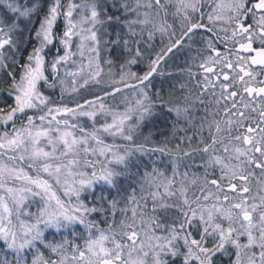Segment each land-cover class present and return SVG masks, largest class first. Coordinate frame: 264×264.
<instances>
[{
	"label": "snow or ice",
	"instance_id": "6c2138e0",
	"mask_svg": "<svg viewBox=\"0 0 264 264\" xmlns=\"http://www.w3.org/2000/svg\"><path fill=\"white\" fill-rule=\"evenodd\" d=\"M114 25L119 27L115 39L104 40ZM201 29L211 35L202 37L210 54L200 67L216 77H204V91L219 88V93L210 102L215 110L206 106L205 116L194 124L190 96L165 99L150 89L154 75H163L162 62L193 42ZM157 32L168 37L167 43L161 40L142 75L132 72L143 59L142 44L153 47ZM214 38L231 43L227 53L219 51ZM102 44L127 54L119 80H111L112 91L104 90V96L122 92V85L136 93L134 103L120 112L97 95L82 97L75 107L50 106L41 86L54 89L58 81L63 98L68 89L60 69L75 63L77 53H88L89 71L84 76L81 64L65 73L73 77L71 91L79 92L77 76L83 80L80 87L101 84ZM52 48L56 54L48 60ZM104 63L111 73L113 61ZM0 93L13 101L0 106V264H224L225 258L227 264H264V0H0ZM202 97L203 92L196 98L200 104ZM29 110L42 114L34 117ZM165 112L176 115L170 134L177 142L170 147L165 136L162 146L149 147L152 133L144 130ZM78 117L89 118L91 128ZM181 120L191 127H180ZM105 137L130 143H107ZM184 142L188 147H181ZM151 152L176 157L172 178L154 167L144 173L148 187L140 185V198L135 189L125 196L122 180L135 175L138 154ZM195 153L207 158L201 165L202 195L190 200L184 181L177 188L175 177L180 160ZM188 175L183 173L185 179ZM198 179L193 174L190 183ZM97 184L104 186L99 194L93 191ZM30 197L41 201L35 213L24 210ZM148 197L153 212L174 210L171 224L146 217ZM165 197L177 200L169 204ZM94 214L100 219L90 218ZM81 225L86 238L76 232ZM158 228L165 234L157 235ZM65 232L84 238L83 246Z\"/></svg>",
	"mask_w": 264,
	"mask_h": 264
},
{
	"label": "trees",
	"instance_id": "16d2710c",
	"mask_svg": "<svg viewBox=\"0 0 264 264\" xmlns=\"http://www.w3.org/2000/svg\"><path fill=\"white\" fill-rule=\"evenodd\" d=\"M205 12L210 11L208 7H205ZM173 17L169 15L168 17V23H173ZM159 22V21H158ZM205 23H208L207 20H205ZM177 35L179 34L180 29V20L178 18L175 19V25H174ZM119 30L118 26H112L107 29L108 33L110 35L103 36L104 40L109 39H115V33ZM171 31V29H170ZM210 33H207L204 29H201L198 31V34L196 37H194L193 42L186 43L182 48L179 50L174 49L173 53H170L169 56L166 58L164 62L161 64V71L163 72V75L155 74L152 78L153 87L150 89V92H156L160 91L161 94L165 97V99L169 98L171 95L172 98L182 101L185 96H190L193 103V107L191 109L192 116L194 119V124H199L200 118L205 116V107H209L212 111L215 110L214 103H210L213 101V93L216 94L219 93V88L216 89H209L208 91H204V77L206 75L209 76L210 79L213 81L216 80L215 76H211L210 74H207L204 72V70L200 67V64L203 63L207 56L210 54L207 51V45L203 42L202 37L210 36ZM220 36H223V33L221 32L219 34ZM146 36V33H145ZM161 40H163L164 43H167L168 37L163 36L161 37V34L159 32L156 33L154 40L151 42L153 47L149 48L146 45L141 46L142 52L144 53L143 59L140 63L136 65L131 66V71L136 72L140 75L143 74V70H146L147 63L150 57H154V54L156 51H158L163 44L161 43ZM214 43L216 44L219 51L223 53H227L228 49L231 48L230 42L221 43L219 40H216L214 38ZM113 46L108 45L107 48L104 47V45H101L102 55H103V61L106 59H111L113 61V65L111 70L116 74L117 78H119L120 75V64L123 63L124 58L126 57V53L124 55H119L118 50H112ZM29 51L31 48L29 47ZM51 53V54H50ZM56 54V49L52 48L50 52L47 54V59L49 60V56L52 58L53 55ZM104 66L109 69V66L104 63ZM219 69L217 68V71ZM222 79V77H221ZM58 83V81H57ZM110 88V89H109ZM61 88H59V85L57 84V87L52 89L48 88L46 86H41V91L44 95L48 96L52 100V105L50 106H63L64 104H67L69 107H75V101H82V97L86 99H94L95 96L99 95L103 98H106L104 96V90H112L111 86L101 82V84L97 85L94 82L89 83L86 87H79V92L77 93H69L65 94L63 93V98H61ZM124 91H132L130 89H124ZM203 92V100L204 104H200L199 101L196 99L200 94ZM4 101H7V103L11 104L13 101L10 97H8L7 93H0V106H3ZM108 101V100H107ZM29 115H33L34 117H38L42 113L38 110H29ZM59 118V117H58ZM99 119L102 121V117H99ZM133 119H135V116H133ZM208 119H212V116L209 115ZM176 120L175 113H158L152 120V122L148 125L147 128H145V133L148 131H151L152 133V139L154 141V144L149 145V147L153 146H162L164 137L168 136L170 140V147H173L175 143L177 142L175 139H172L170 131L172 129V124ZM37 124H39V120L37 119L35 121ZM26 123V120H25ZM80 124L91 128V123L88 122L87 119L83 118L79 121ZM19 126V122L17 124ZM180 127H191L183 120L180 121ZM11 131V128L8 129ZM3 132V127L0 126V133ZM189 135H192L193 132L189 131ZM179 135H184L183 132L179 133ZM203 135L207 136V128L204 129ZM107 143H115L117 145L125 144L128 145L130 142L122 140L120 137H116L115 140H113L112 137H105ZM142 140V137H140L137 142H140ZM199 140V136L196 137V139L193 140V146L196 145V143ZM181 147H188L187 142H184ZM140 155V163L137 167L132 168V172L135 173V175L129 176L126 180H122V184L124 187V195L128 196L132 194L133 189H135L136 195L140 194V185L144 182V173L145 172H151L152 169L155 167L159 169L161 172L164 173L165 177H172V163L171 161L176 159L174 156H169L167 153H160V152H151L148 154H138ZM206 156H202L200 153H195L191 158L184 157L180 160L179 163V169L180 171L185 172H202L204 173V167L203 165L204 161L206 160ZM190 166H193L192 169H190ZM202 168V169H201ZM215 174L219 175V170H215ZM258 174V173H257ZM209 178H212V171H209ZM198 187H202L198 184ZM104 188L103 184H97L96 187L93 189V191L96 194H99V192ZM155 187L153 186L151 190H153ZM202 193L199 192L196 197L201 196ZM195 197V196H194ZM68 199V198H66ZM91 199V197H89ZM190 200L192 198H189ZM177 199L174 197L166 198L167 203L172 204L176 202ZM152 205L153 201L150 197L147 199V211H146V217L147 216H155L157 218V223H166L171 224L174 219V210L169 209L167 211L157 207L156 211H152ZM124 203L122 202L119 207H124ZM130 215V213H129ZM90 218H96L100 219V217L95 216ZM122 218L120 214L118 213L117 219L119 220ZM101 227H106L105 225L101 224ZM76 232L83 233V237H87V232L84 230L83 226H78L76 228ZM48 236L51 239L52 238V231H48ZM157 235H162L164 233V229L158 228L156 229ZM63 235L67 236L69 241H75V243L80 244L83 246L84 244V238H82L80 235L72 236L69 233L65 232ZM57 239L60 238L59 234L56 236ZM224 264H227V259H224Z\"/></svg>",
	"mask_w": 264,
	"mask_h": 264
},
{
	"label": "rangeland",
	"instance_id": "374dc122",
	"mask_svg": "<svg viewBox=\"0 0 264 264\" xmlns=\"http://www.w3.org/2000/svg\"><path fill=\"white\" fill-rule=\"evenodd\" d=\"M211 3H212V0H207V4H211ZM73 51H76L75 47H73ZM61 54H63V51H61ZM100 57H101V67L103 68L102 82L110 85L111 80L113 78L116 79L117 76L112 70H111V73H109V69L104 66V62L102 63V61H103L102 50H100ZM49 60H51L50 56H49ZM73 60L75 61V63H72V61H69L68 64H66L64 67H61V69H60V77L65 80V85H63V87L68 89V91L64 92L65 94H69L72 92L71 88H72V80H73V77L65 75L66 72L77 71L79 69V67L81 66V64H83L85 66V72L83 74L84 76H86L88 71H89V69L87 67V65H88V53L87 52L85 53L84 57H81L79 55V53H77V55L73 57ZM76 80L78 81L76 86L79 88L80 84L83 83V80L81 79L80 76H77ZM116 80H119V78ZM89 83H93V82L90 81ZM57 84L59 85V88H61V85L59 84V82ZM119 86L122 88V92L116 93L115 96H106V98H103V102L105 103V105L112 106V107L116 108V110L123 112L126 107H130L134 103V97H135L136 93H134L133 91H129V92L124 91L123 86L122 85H119ZM111 91L112 90H109V92H111ZM83 118L87 119L88 122L92 124V121L87 117H78L77 119H78V121H80ZM103 119L104 118L102 117V121H103ZM107 119L110 122V117H108ZM121 145H125V144H121ZM43 146H45L47 150H51L50 146H47L46 143ZM192 168H193V166H190V169H192ZM209 171H213V170L211 168H209L208 172ZM184 172L185 171H180V169H179L180 174L175 177V186L178 188L180 186L181 181H184V184L188 190L187 195L189 198L193 199L194 196L196 197L198 195V193L201 192L200 191L201 187H198V184L200 186H203L204 173H202L200 171L199 172H197V171L196 172H189L188 178L185 179L183 176ZM204 172H205V169H204ZM193 174H195V176L200 177V179L197 180L196 184L190 183L191 179L193 178ZM168 178H172V177H168ZM143 183L145 184V188L147 189L148 185L145 183V179H144ZM54 188H56L55 185H54ZM152 191H157V189L154 188ZM159 191L161 193H163V188L161 187L159 189ZM0 194H2V193H0ZM57 194L60 195L62 199L67 200L66 199L67 197L63 195V191L61 189L57 188ZM141 195H142L141 192H140V194L136 195L137 199H139ZM144 195H146V193ZM166 198L167 197H165L164 199L166 200ZM174 198L177 199V197H174ZM166 202H168V201H166ZM141 203H143V201H141ZM40 206H41V201H40L39 197H34V198L30 197L29 200L26 202V206H25L24 210L35 213V212H37V209Z\"/></svg>",
	"mask_w": 264,
	"mask_h": 264
}]
</instances>
